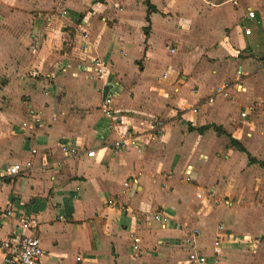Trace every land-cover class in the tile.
Masks as SVG:
<instances>
[{"label":"crops","instance_id":"0c3cea01","mask_svg":"<svg viewBox=\"0 0 264 264\" xmlns=\"http://www.w3.org/2000/svg\"><path fill=\"white\" fill-rule=\"evenodd\" d=\"M21 217L39 264H197L192 229L204 264H264V0H0V242Z\"/></svg>","mask_w":264,"mask_h":264},{"label":"built area","instance_id":"2783aa9c","mask_svg":"<svg viewBox=\"0 0 264 264\" xmlns=\"http://www.w3.org/2000/svg\"><path fill=\"white\" fill-rule=\"evenodd\" d=\"M248 16L252 17L253 12H248ZM246 32H249L248 28H246ZM94 64L96 65L95 71L97 73V77L101 78L104 73L103 62L95 59ZM215 93H223L224 95H226L223 87L216 88ZM209 101H212V98H209ZM101 111L105 118L108 120V128L116 129L117 126L121 123V116L112 108L110 97H105V99L103 100ZM244 114L245 113L243 112L241 113L242 116ZM161 126L162 120L160 119H154L148 123V127L151 132V138H154L158 133L161 132ZM138 138L139 136L134 130L126 128L125 131L119 136V138L113 142V148L115 150H124L129 146H135L139 143ZM62 150L64 152H73L75 151V148H68L64 146L62 147ZM85 153L88 157H93L95 155L94 149H87ZM29 164L30 163L28 162L26 166H29ZM23 168L24 167L21 163H12L7 164L4 171L7 175L15 176L20 174L23 171ZM186 178L188 179V177ZM218 202L219 201H216V203ZM7 214H11V212L7 211ZM153 218L156 221H165V217H163L159 212L153 214ZM19 222L22 227L29 233L21 234L16 240H1L0 248L3 253V260L6 264H39L41 258L45 254V251L42 248L40 239L31 233V231L35 228L36 220L33 218L21 217L19 219ZM198 232V229H192L189 232L188 236L185 238L184 242L191 246V249L187 254L188 261L191 263L204 264L206 262L205 255L200 254L196 249H194L195 237ZM134 241L138 242V238H134ZM133 248H138L136 243L133 245ZM220 249V241L218 239L214 240L213 253L218 254L220 252Z\"/></svg>","mask_w":264,"mask_h":264},{"label":"rangeland","instance_id":"374dc122","mask_svg":"<svg viewBox=\"0 0 264 264\" xmlns=\"http://www.w3.org/2000/svg\"><path fill=\"white\" fill-rule=\"evenodd\" d=\"M186 177H188V176H186ZM190 177V176H189ZM189 177H188V179H189Z\"/></svg>","mask_w":264,"mask_h":264}]
</instances>
